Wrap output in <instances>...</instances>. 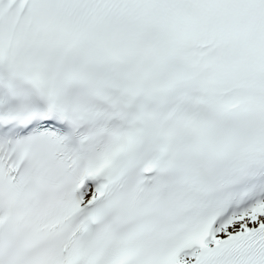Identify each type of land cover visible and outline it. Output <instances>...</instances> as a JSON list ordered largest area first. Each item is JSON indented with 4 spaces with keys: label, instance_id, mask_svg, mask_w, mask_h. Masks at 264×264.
<instances>
[{
    "label": "snow or ice",
    "instance_id": "obj_1",
    "mask_svg": "<svg viewBox=\"0 0 264 264\" xmlns=\"http://www.w3.org/2000/svg\"><path fill=\"white\" fill-rule=\"evenodd\" d=\"M0 264H264V0H0Z\"/></svg>",
    "mask_w": 264,
    "mask_h": 264
}]
</instances>
